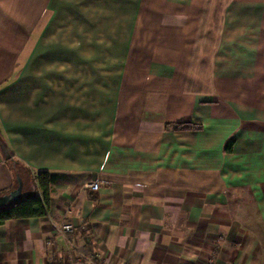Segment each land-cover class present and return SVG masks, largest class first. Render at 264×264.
<instances>
[{
  "label": "crops",
  "instance_id": "obj_1",
  "mask_svg": "<svg viewBox=\"0 0 264 264\" xmlns=\"http://www.w3.org/2000/svg\"><path fill=\"white\" fill-rule=\"evenodd\" d=\"M0 41V195L57 175L0 264H264V0H0Z\"/></svg>",
  "mask_w": 264,
  "mask_h": 264
},
{
  "label": "trees",
  "instance_id": "obj_2",
  "mask_svg": "<svg viewBox=\"0 0 264 264\" xmlns=\"http://www.w3.org/2000/svg\"><path fill=\"white\" fill-rule=\"evenodd\" d=\"M198 126L190 122L177 124V127L181 129L196 128ZM35 178L40 195L33 194L25 198H20V200L11 205L0 209V225L8 219L42 217L47 214L52 184L56 180L57 175L55 173L39 171Z\"/></svg>",
  "mask_w": 264,
  "mask_h": 264
},
{
  "label": "built area",
  "instance_id": "obj_3",
  "mask_svg": "<svg viewBox=\"0 0 264 264\" xmlns=\"http://www.w3.org/2000/svg\"><path fill=\"white\" fill-rule=\"evenodd\" d=\"M85 187L90 188L92 190H96L99 187L98 181H92L85 184ZM73 224L68 221H61L55 226V233L62 237H66L68 233L73 231ZM47 245L52 246L53 240L46 242ZM66 256V257H65ZM62 257L60 260L56 259V255L51 252L50 255V264H107L103 261H94L88 255H85L80 250L72 245L70 252H67L66 255ZM204 264H212V260L207 258Z\"/></svg>",
  "mask_w": 264,
  "mask_h": 264
},
{
  "label": "water",
  "instance_id": "obj_4",
  "mask_svg": "<svg viewBox=\"0 0 264 264\" xmlns=\"http://www.w3.org/2000/svg\"><path fill=\"white\" fill-rule=\"evenodd\" d=\"M3 152L6 156H9V152L6 149H3ZM21 187L22 181L19 177H16V185L6 193L0 195V209L20 200Z\"/></svg>",
  "mask_w": 264,
  "mask_h": 264
},
{
  "label": "rangeland",
  "instance_id": "obj_5",
  "mask_svg": "<svg viewBox=\"0 0 264 264\" xmlns=\"http://www.w3.org/2000/svg\"><path fill=\"white\" fill-rule=\"evenodd\" d=\"M6 43L9 44V53H10V58L15 57L16 55V50H17V40H10V41H4L3 45H5ZM0 45H1V41H0ZM1 56V53H0ZM20 172L21 170L18 169Z\"/></svg>",
  "mask_w": 264,
  "mask_h": 264
}]
</instances>
